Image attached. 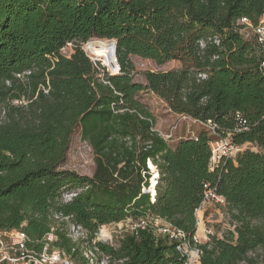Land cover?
<instances>
[{
  "label": "trees",
  "instance_id": "obj_1",
  "mask_svg": "<svg viewBox=\"0 0 264 264\" xmlns=\"http://www.w3.org/2000/svg\"><path fill=\"white\" fill-rule=\"evenodd\" d=\"M263 14L264 0H0V231L23 230L39 249L54 211L91 236L153 213L194 244L208 184L225 197L233 229L196 243L201 264H264L263 55L237 25ZM94 38L117 41L119 73L83 48ZM132 56L181 67L146 71L137 81ZM145 90L176 114L211 121L223 136L242 112L251 128L232 139L243 150L212 171L208 128L171 146L138 99ZM77 130L94 153L92 176L64 168ZM148 160L160 174L154 202L143 191ZM80 188L63 202L64 192ZM56 235L55 245L71 252L65 224ZM117 243L100 247L122 264L185 263L176 244L150 228Z\"/></svg>",
  "mask_w": 264,
  "mask_h": 264
},
{
  "label": "built area",
  "instance_id": "obj_2",
  "mask_svg": "<svg viewBox=\"0 0 264 264\" xmlns=\"http://www.w3.org/2000/svg\"><path fill=\"white\" fill-rule=\"evenodd\" d=\"M237 25L244 38L253 40L262 52L263 58L260 62V69L264 73V14L259 18L257 23H254L251 18L243 16L237 21ZM215 42L219 44L218 39H215ZM205 44V41L201 42V46L204 47ZM93 60L96 61V59ZM29 73L30 71H27L17 74V76L23 78ZM200 76L202 78L207 77L206 74H201ZM182 116L191 123L204 126L211 131L213 137L209 141V147L211 150L210 169L212 171L219 170L227 160L235 159L238 153L243 150L244 146L236 143L232 139V134L247 132L251 128L249 119L240 111L236 112L233 116V129L224 136L217 133L216 125L211 121L204 122L184 114ZM153 129L158 130L166 139H174L173 131L164 133L157 127ZM196 135V133H193L190 137L195 138ZM148 167L151 171V177L149 184L143 186V191L149 193L151 200L154 202L160 174L151 160H148ZM205 187L207 190L199 210L212 202L226 205L224 196L218 194L208 184ZM82 190L80 188L64 192L63 202L71 201ZM53 219L55 224L40 241L42 246L39 249L37 248L36 242L23 230L0 231V264H79L73 257V254H77L80 260L83 261V264H122L124 262V259L114 258L111 254L104 252L100 247L101 243L118 247V243H111V235L108 232V227L110 228L111 225L122 221L104 225L94 236H91L89 231L82 225L75 223L70 215H65L60 211H54ZM126 220L131 222L130 229L126 233L136 234L139 230L150 228L157 237L167 236L169 241L176 244L177 250L184 257V264H201V251L196 245V243L201 242L197 238V233L194 235V241L196 243L193 244L182 229L153 213L138 219L129 217L123 221ZM62 224L66 225L67 235L73 242L71 252H67L55 245V241L57 240L56 232ZM199 224L200 220L198 218L197 226Z\"/></svg>",
  "mask_w": 264,
  "mask_h": 264
},
{
  "label": "rangeland",
  "instance_id": "obj_3",
  "mask_svg": "<svg viewBox=\"0 0 264 264\" xmlns=\"http://www.w3.org/2000/svg\"><path fill=\"white\" fill-rule=\"evenodd\" d=\"M104 40L107 39H91L89 43H93V45L89 46L87 42L83 45V48L92 59H96L97 57L92 54L89 48H96L98 46L102 49H109L111 43ZM72 47L73 45L69 43L67 47L63 49V52L68 54L71 53ZM132 60L135 65V79L142 82H145L143 74L146 71H168L181 67V62L176 60L164 64H157L153 60L139 56H132ZM96 61H100L101 65L104 66L106 71L110 74H117L116 70L114 72L109 69V67L113 69V66L110 64L111 62L103 58H97ZM138 99L146 104L156 116L157 128L164 133L173 131L174 139L170 142L171 146H174L178 140H180V137L189 138L193 133L198 134L200 131L204 130L203 126L193 124L189 120L183 118L182 115L172 112L167 103L151 91L145 90L140 92L138 94ZM14 103L22 104L25 102L14 101ZM64 168L75 171L81 175L92 176L94 173V153L90 145L82 139L80 130H77L72 138ZM197 215L200 220L197 229V238L201 243L208 241L210 234L222 237L228 229H233L226 206L221 203L212 202L211 204L205 205L197 212ZM130 226L131 222L126 220L111 225L110 228L108 227V232H110L111 235V243L116 244L120 237L130 229Z\"/></svg>",
  "mask_w": 264,
  "mask_h": 264
},
{
  "label": "bare ground",
  "instance_id": "obj_4",
  "mask_svg": "<svg viewBox=\"0 0 264 264\" xmlns=\"http://www.w3.org/2000/svg\"><path fill=\"white\" fill-rule=\"evenodd\" d=\"M107 41H109V40H107ZM109 43H111L109 49H102V48H100L98 46L96 48L90 47L89 49L92 52V54L95 55L98 59L99 58H103V59L111 62L110 64L113 66V70L114 71L116 70L118 72V66H117V62H116V56H115V53H114V45H113V42H111V41H109ZM90 45L92 46L93 43H89V46Z\"/></svg>",
  "mask_w": 264,
  "mask_h": 264
},
{
  "label": "water",
  "instance_id": "obj_5",
  "mask_svg": "<svg viewBox=\"0 0 264 264\" xmlns=\"http://www.w3.org/2000/svg\"><path fill=\"white\" fill-rule=\"evenodd\" d=\"M109 41L113 42V45H114V53H115V56H116V62H117V66H118V72L117 73H119L121 67H120V64L118 62V58H117V54H116V51H117V41L115 39H110Z\"/></svg>",
  "mask_w": 264,
  "mask_h": 264
},
{
  "label": "crops",
  "instance_id": "obj_6",
  "mask_svg": "<svg viewBox=\"0 0 264 264\" xmlns=\"http://www.w3.org/2000/svg\"><path fill=\"white\" fill-rule=\"evenodd\" d=\"M209 204H211V203H209ZM208 205V204H207Z\"/></svg>",
  "mask_w": 264,
  "mask_h": 264
}]
</instances>
